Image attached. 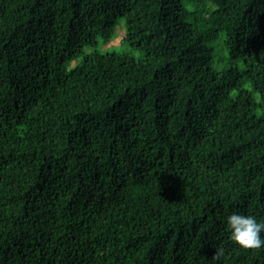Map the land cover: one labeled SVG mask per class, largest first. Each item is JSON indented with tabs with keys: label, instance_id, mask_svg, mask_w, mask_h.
<instances>
[{
	"label": "trees",
	"instance_id": "trees-1",
	"mask_svg": "<svg viewBox=\"0 0 264 264\" xmlns=\"http://www.w3.org/2000/svg\"><path fill=\"white\" fill-rule=\"evenodd\" d=\"M232 211L264 219V0H0V264H264Z\"/></svg>",
	"mask_w": 264,
	"mask_h": 264
},
{
	"label": "clouds",
	"instance_id": "clouds-1",
	"mask_svg": "<svg viewBox=\"0 0 264 264\" xmlns=\"http://www.w3.org/2000/svg\"><path fill=\"white\" fill-rule=\"evenodd\" d=\"M230 239L245 248L259 249L264 247V219L254 214L232 211L226 216ZM223 249H218V256Z\"/></svg>",
	"mask_w": 264,
	"mask_h": 264
},
{
	"label": "rangeland",
	"instance_id": "rangeland-1",
	"mask_svg": "<svg viewBox=\"0 0 264 264\" xmlns=\"http://www.w3.org/2000/svg\"><path fill=\"white\" fill-rule=\"evenodd\" d=\"M125 33V19L121 18L119 21V24L116 28V35L114 36V38L111 40L110 43L106 44V45H101L98 47L92 46V47H87L86 50L87 51H91L94 49H101L103 51H110V50H114V49H118L121 50L123 49V47H121L120 42L121 39L123 37ZM222 47H223V43H219L217 45V52H216V57H215V62L214 65H216L219 69H222V65H224V61L222 59V56H224L225 52L222 51ZM134 55L138 56V52L133 53ZM75 64V62H72L70 64V66H73ZM248 89H251L250 84H246L245 85ZM235 93V92H233ZM254 97L256 100H259V95L258 94H254Z\"/></svg>",
	"mask_w": 264,
	"mask_h": 264
}]
</instances>
